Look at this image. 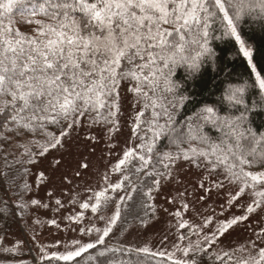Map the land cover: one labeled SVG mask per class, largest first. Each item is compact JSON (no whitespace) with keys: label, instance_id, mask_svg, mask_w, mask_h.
Here are the masks:
<instances>
[{"label":"snow or ice","instance_id":"1","mask_svg":"<svg viewBox=\"0 0 264 264\" xmlns=\"http://www.w3.org/2000/svg\"><path fill=\"white\" fill-rule=\"evenodd\" d=\"M28 3L31 7H27ZM229 9L233 14L230 15ZM257 9L259 18L264 19V0H0V162L8 165V156L12 155L8 149L23 146L28 163H34L29 145H20L21 140L27 142L30 136L36 135L44 137L45 143L38 144L40 150L37 153L42 157L49 149L63 146L64 138L83 122L82 118H88L92 123L112 124L115 129L114 118L119 110L118 90L122 80H135L136 87L130 91L151 101L153 109H160L153 112L154 117H166L165 124L156 125L160 131L155 134L159 136L173 121L170 108L178 107L184 99L177 95L169 80L171 67L178 60L186 59L184 53L190 45L204 48L209 22L220 14L226 27L225 34L235 38L239 52L248 58L251 72L255 74L254 87L264 92V74L257 72L252 51L237 32V22L242 15ZM14 10L19 13L22 26L25 22L36 26L30 34L14 27ZM191 66L196 67L195 58H192ZM161 82L163 92L171 94L172 99L156 95ZM145 87L151 90L152 96ZM244 93L245 87H237L229 90L227 95L233 107L239 106V115L220 116L208 107L197 117L198 121L210 122L223 131L225 137L232 138L235 143L228 147L231 161L229 155L217 154L222 150L214 143L210 145V152L191 151L195 156L208 160L213 168L223 166L227 177L231 178L230 182L243 185L233 200L245 189H251L252 194L259 197L247 207V213L251 214L264 206V133L254 132L247 126L245 113L249 107L244 103ZM102 109H107V112H102ZM50 127L57 129L58 135L49 131ZM191 127L190 124V130ZM196 127L199 129L198 123ZM199 139L204 144L209 143V138L203 134ZM173 142L181 143L183 139L177 136ZM147 151L152 152V145ZM133 156L131 150L125 151L115 170L119 171ZM210 156L215 160L209 159ZM184 158L189 159L187 153H184ZM138 159L142 163L137 172L149 163L143 155ZM246 167L261 170L248 171ZM219 186L223 187L222 184ZM110 187L115 191L121 184ZM95 195L97 203L92 205L93 212L100 207L101 197H104V203L108 200L104 191ZM81 207L88 208L89 205L84 203ZM118 217L117 211L95 243L81 245L55 258L71 261L82 252L96 248L97 244H104V238L112 231L111 225ZM247 219L245 215L228 221L212 237H205V241L212 244L217 233L223 235L229 227ZM179 227L184 228L185 222H181ZM256 235L260 244H264V229ZM253 247H258V259L253 257L251 262L242 261L241 264H264V247L255 242ZM140 251L152 257L157 255L149 253L147 248ZM183 251L186 255L188 249ZM98 255L102 257L105 252ZM173 264L187 262L174 260Z\"/></svg>","mask_w":264,"mask_h":264},{"label":"rangeland","instance_id":"2","mask_svg":"<svg viewBox=\"0 0 264 264\" xmlns=\"http://www.w3.org/2000/svg\"><path fill=\"white\" fill-rule=\"evenodd\" d=\"M246 46L253 52L251 46ZM130 89L126 80L120 82L119 110L114 109L115 129L113 125L84 119L70 130L63 146L49 149L42 157L37 155L38 144H44L45 138L38 140V144L21 140L20 145H29L34 163H28L25 147L8 149L12 153L8 165L0 162V264H42L57 260L56 256L95 243L109 226L108 221L130 195L124 189L131 174L130 164L134 159L140 163V155L149 159L136 133L142 101ZM191 149L203 150L193 145L184 148L172 157L166 173L159 177L149 194L153 209L146 222L132 223L116 232L112 224V231L104 241L110 237L111 246L142 253L145 252L140 249L147 248L149 253H157L156 256L164 253L161 257L187 264H194V254L202 251L216 259L229 257L238 264L251 262L253 257L258 259V247L254 248L253 242L264 247L256 235L264 229V206L251 214L247 213V207L259 197L251 189H245L233 200L243 185L230 182L224 170L211 167L208 160L195 156ZM129 150L134 156L119 171L115 170L124 152ZM184 153L189 159L184 158ZM116 183L121 187L113 191L110 185ZM101 191L108 200L104 203L101 197L100 207L93 212L92 205L97 203L95 194ZM84 203L89 207L82 208ZM245 215L247 220L232 225L223 235L217 233L212 244L205 241V237H212L223 224ZM181 222H185L184 228L179 227Z\"/></svg>","mask_w":264,"mask_h":264},{"label":"trees","instance_id":"3","mask_svg":"<svg viewBox=\"0 0 264 264\" xmlns=\"http://www.w3.org/2000/svg\"><path fill=\"white\" fill-rule=\"evenodd\" d=\"M27 7H31V3H28ZM229 12L230 15L233 14L232 9H229ZM221 16L222 14L214 20H210L209 35L204 48H200L199 45H190L184 53L186 59L178 60L171 67L169 80L177 95L184 99L178 107L170 108L173 113V121L165 131L160 132L159 136L155 134L160 131L156 125L165 124L166 117H154L153 112H159L160 109H153L151 101L138 94L142 101L141 113L143 115H140L136 133L140 137L144 150L147 151L148 146L152 145V152L147 151L149 163L146 167L141 168V171L137 172V168L141 167L142 162L139 163L137 159H134L130 164L129 182L124 186L126 193L130 192V195L125 197L120 205L119 218L115 223L114 232L124 230L132 223L143 225L146 222L153 209L150 192L155 188L159 177L166 173L172 157L180 154L184 148L193 145L205 152H210V145L214 143L219 145L222 150L217 154H227L231 161L228 147L235 143L232 138L225 137L223 131L218 130L210 122L197 120L202 111L208 107L213 108L214 112L220 116L239 115V106L233 107L227 99L229 90L245 87L244 103L249 107V111L245 113L247 126L251 127L254 132L264 133V95L257 87H254L255 76L251 72L247 60L239 52L235 38L225 34L226 27ZM259 17L258 9L251 14L246 12L237 22V32L241 35V39L251 46L253 64L256 66L257 72L264 74V19ZM14 20L16 21L14 27H19L21 31L29 34L31 29L36 27L27 25L26 22L22 26L21 18L16 10H14ZM198 52L200 54L197 56ZM192 58H195L196 67L191 66ZM126 81L132 89L136 87L135 80ZM163 87V82H161V87L157 90L156 95L172 99L171 94L163 92ZM145 91H148L149 96L153 95L147 87H145ZM146 104L147 107H145ZM101 111L106 113L107 109ZM84 119L88 118H82V120ZM197 123L199 129L196 127ZM190 124L192 125L191 130ZM150 128L152 130H149ZM49 131L58 135V130L55 128L50 127ZM201 134L209 138L208 144L200 141ZM177 136H180L183 142L174 143L173 139ZM189 137L196 138L190 139ZM29 138L28 140L31 142L38 144V140L44 137L36 135ZM209 159L215 160V157L210 156ZM220 170H224L223 166L220 167ZM245 170L255 171L259 168L248 169L246 167ZM109 240L110 237L104 241V244L96 245V248L83 252L71 261L51 260L42 264H137L138 261L142 264H173V261L161 256L152 257L147 253L111 246ZM109 249L113 251H109ZM101 251L105 252L102 257L98 255ZM193 259L194 264H238L237 261L229 257L216 259L204 251L202 254H194Z\"/></svg>","mask_w":264,"mask_h":264}]
</instances>
